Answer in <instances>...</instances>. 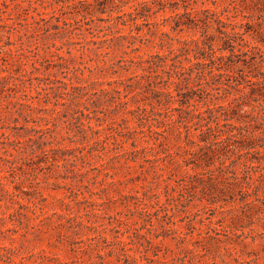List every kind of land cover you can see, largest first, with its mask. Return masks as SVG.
I'll use <instances>...</instances> for the list:
<instances>
[{
	"label": "trees",
	"instance_id": "1",
	"mask_svg": "<svg viewBox=\"0 0 264 264\" xmlns=\"http://www.w3.org/2000/svg\"><path fill=\"white\" fill-rule=\"evenodd\" d=\"M199 2L0 0V99L18 97L24 100H10L9 104L0 106V114L17 115L16 122L22 117L26 123L35 124L24 127L25 133L20 135L31 143L32 155L36 153V157L52 161H67V157L84 160L80 148H76L80 155L73 149L47 148L53 144L52 128L57 127L58 116L63 111L72 112L77 125V131L72 132L80 141L90 143L88 154L108 150L115 152L114 158L123 159L125 163L141 159L149 164L146 171L154 169L153 179L157 180V185L171 186L174 174L166 163L170 154L163 147L169 135L184 134L185 145L180 147L187 155L199 154V157L192 167L193 172L182 168L183 163L190 167L188 160L176 162L183 174L173 179L175 183L194 184L201 176L218 184L232 180L235 189L244 195L245 205L255 201L264 204V199L259 197V193L264 192V50L259 45H264V37L261 34L255 37L248 23L234 20L239 11L235 2L221 9L217 7L221 0H203V7H198ZM26 3L27 8L24 7ZM209 3L214 8L209 7ZM30 9L35 13L31 21ZM9 10L15 12L19 21H14ZM167 12L168 17L157 18ZM232 12L233 15H229ZM152 19L158 20L152 22ZM144 26L149 30L145 31ZM199 27L203 31L198 38H176L178 34ZM209 29L215 31L220 41L217 47L207 33ZM85 33L91 38H82ZM39 36L44 37V44L38 42ZM69 36L78 39L75 43L81 45L77 49L81 56L88 51L95 53L96 58L88 61L89 67L70 69L66 65L67 59L59 51L70 44L69 40L62 42ZM57 40L62 42L61 46ZM145 47H158L161 51L141 53ZM40 49L48 52L51 59L43 60ZM67 52L71 53L70 47ZM27 65L32 67L29 75L25 69ZM51 68L64 69L61 73L66 80L47 78L44 81L35 76V72L39 74ZM84 69L114 75L131 70L142 73L127 79H134V82L121 80V87L113 86L117 81H109L108 88L99 81L81 84L79 80L75 85L69 74L77 78ZM138 89L143 90L139 92ZM130 94L133 95L130 97ZM139 95L151 110L141 105L128 107L124 99H137ZM36 99H43L47 105L55 99L56 108L36 107L33 104ZM176 103L178 106L172 107ZM60 105L64 109H57ZM79 106L82 108H77ZM158 107L167 110L157 111ZM122 109L120 120L113 119ZM42 112L48 115L42 116ZM97 113L98 117H92ZM5 128V125L0 128L3 130L0 145L11 147V152L0 147L4 154L0 160L16 169V155L24 153L25 139H12L14 135H7ZM71 142L76 141L71 139ZM188 147L196 148L197 152ZM1 167L0 163V171ZM141 167L146 168L145 164ZM2 179L0 174L1 190L4 189ZM154 183L150 181V191L137 197V202L143 204L146 199L151 200L150 193L157 188L153 187ZM249 196L254 199L246 202ZM157 204L161 211L169 213L166 204Z\"/></svg>",
	"mask_w": 264,
	"mask_h": 264
},
{
	"label": "rangeland",
	"instance_id": "2",
	"mask_svg": "<svg viewBox=\"0 0 264 264\" xmlns=\"http://www.w3.org/2000/svg\"><path fill=\"white\" fill-rule=\"evenodd\" d=\"M201 1L198 7H203ZM230 2H235L239 7L234 20L248 23L247 27L253 30L251 33L255 37L260 34L264 37V0H221L217 7L221 9ZM207 5L214 8L211 3ZM24 7L27 8L28 4H24ZM8 14L15 22L19 21L12 10ZM31 16H35L32 9L29 10L30 21ZM168 16L169 12L161 13L157 18ZM155 20L158 19H152V22ZM143 29L149 30L147 26ZM150 29L156 31L155 27ZM202 31L203 28L199 27L195 31L178 34L176 38H198ZM207 33L217 47L220 41L215 31L209 29ZM84 37L91 38L86 33ZM43 38L38 37L40 44H44ZM35 39L37 37L32 40L33 46ZM66 40L70 44L59 51L67 59L66 65L70 69L89 67L91 64L88 61L96 58L95 53L88 51L87 55L81 56L77 51L81 45L75 43L78 39L69 36L62 42ZM62 42L57 40L59 46ZM259 45L264 50V45ZM68 47L71 48L70 54L67 52ZM155 51L161 50L158 47H145L141 53ZM40 52L44 55L43 60L51 59L48 52L43 49ZM25 69L27 73L32 71L30 65ZM63 70L51 68L39 74L35 72V76L42 77L44 81L47 78L66 80L61 73ZM140 73L131 70L114 75L84 69L82 75L77 74V78L72 74L68 77L75 85L79 80L81 84L99 81L108 88L109 81H117L113 86L121 87V80L134 82V79H127ZM142 90L138 89L139 92ZM16 98L0 99V106L9 104L10 100L24 101ZM124 100L128 101L129 108L141 105L151 110L150 106L143 104L147 101L144 102L141 95L137 99ZM29 103H32L31 100ZM53 103L47 105L43 99H36L33 104L41 109H52L56 108ZM177 106V103L172 105ZM72 107L75 108L74 105ZM77 108L81 109L82 106ZM57 109H64V106H57ZM156 110L165 112L167 109L158 107ZM119 111L120 114L113 119L120 120L124 109ZM73 114L63 111L58 116V125L52 128L55 137L52 139L53 144L47 145V148L73 149L77 155L80 154L76 148H80L85 155L84 160L67 157V161H52L50 158L40 159L36 153L32 155L29 147L31 143L20 135L25 133L24 127H33L35 124L26 123L22 117L16 122L17 115L0 114V128L5 125L7 135H14L11 138L19 141L25 139L22 144L24 153L16 155V169H11L0 160L4 184V189H0V264H264L263 203L255 201L245 205L242 199L244 195L235 189L232 180L218 184L201 176L194 184L173 181L181 178L183 169L193 172L192 167H195L194 163L199 157V154L187 155L180 147L185 145L184 134L169 135L163 147L170 154L166 163L172 167L171 172L174 174L171 176V186L163 183L157 185V180L153 179L154 169L146 171L149 164L141 159L136 163H125L123 159L114 158L115 152L108 150L88 154L90 143L74 136L77 125ZM41 115L47 116L48 113L42 112ZM98 116V113L92 114V117ZM131 124L136 126L135 123ZM71 139L76 142H71ZM0 147L11 152L9 146ZM126 147L131 149L129 144ZM189 149L197 152L194 147ZM2 151L0 157L4 156ZM185 160L191 163L190 167L183 163V169H180L176 162ZM141 164H145L146 168H142ZM166 174L170 175L168 170ZM151 180L155 182L153 187H157L150 193L151 200H145L147 205L137 202V197H143L144 192L150 191ZM259 197L264 199V192H260ZM253 199V196H249L245 200L249 202ZM158 202L166 204L170 209L168 214L159 209ZM138 204L141 206L138 207Z\"/></svg>",
	"mask_w": 264,
	"mask_h": 264
}]
</instances>
